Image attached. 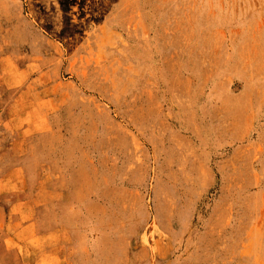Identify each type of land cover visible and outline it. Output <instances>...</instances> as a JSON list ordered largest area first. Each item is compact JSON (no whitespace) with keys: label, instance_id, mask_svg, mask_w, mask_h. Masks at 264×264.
<instances>
[{"label":"rangeland","instance_id":"rangeland-1","mask_svg":"<svg viewBox=\"0 0 264 264\" xmlns=\"http://www.w3.org/2000/svg\"><path fill=\"white\" fill-rule=\"evenodd\" d=\"M0 264H264V0H0Z\"/></svg>","mask_w":264,"mask_h":264}]
</instances>
